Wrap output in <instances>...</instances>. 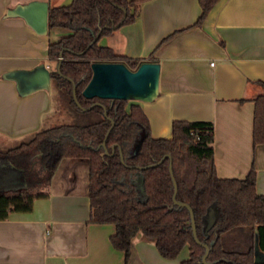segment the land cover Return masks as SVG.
I'll return each mask as SVG.
<instances>
[{"label":"crops","instance_id":"obj_1","mask_svg":"<svg viewBox=\"0 0 264 264\" xmlns=\"http://www.w3.org/2000/svg\"><path fill=\"white\" fill-rule=\"evenodd\" d=\"M35 1L49 9L72 2L0 0V148L58 125L53 80L45 88L29 77L41 65L56 69L49 45L65 33H44L28 22L27 6ZM201 13L200 0H149L135 22L99 44L160 63L158 96L132 100L147 115L153 137L171 138L176 120L213 122L218 176L243 179L254 167L256 191L264 195V143H254L255 99L264 93V0H217L196 25ZM49 192L32 212L0 220V264H125L111 241L115 225L90 222L88 158H63ZM188 257L186 249L165 258L139 233L128 264H182Z\"/></svg>","mask_w":264,"mask_h":264},{"label":"trees","instance_id":"obj_2","mask_svg":"<svg viewBox=\"0 0 264 264\" xmlns=\"http://www.w3.org/2000/svg\"><path fill=\"white\" fill-rule=\"evenodd\" d=\"M147 1L72 0L49 9L48 31H67L50 42L49 56L56 62L63 57L61 73L54 69L51 79L72 121L43 129L13 147L0 148V220L11 212H32L36 199L49 197L61 160L85 157L90 161V222L115 225L111 241L124 252L125 264L139 233L154 240L165 258H176L187 249L189 257L182 264H205L206 248L194 238L190 211L173 199L172 161L177 200L194 211L198 238L210 247L208 264H264V259L256 262L258 247L264 253V195L256 191V170L253 167L243 179L218 176L213 122L176 120L171 138H155L138 103L83 95L93 63H124L136 70L146 61H155L118 54L99 44L103 36L135 22ZM216 2L200 0L202 13L196 25L204 22ZM74 84L82 107L75 100ZM260 84L264 87V82ZM255 103L257 145L264 143V93ZM105 139L108 154L102 146ZM165 155L170 156L160 162ZM150 164L157 165L139 168ZM12 180L20 184L12 185ZM212 210L216 220L207 231Z\"/></svg>","mask_w":264,"mask_h":264},{"label":"water","instance_id":"obj_3","mask_svg":"<svg viewBox=\"0 0 264 264\" xmlns=\"http://www.w3.org/2000/svg\"><path fill=\"white\" fill-rule=\"evenodd\" d=\"M126 13L127 12L125 10V16ZM48 14H49V5L45 1H35L27 6L26 18L28 22H31V24L35 28H37L38 30L44 33L48 32V26H49ZM30 16L36 17L35 21H33V19L31 21ZM122 23L123 21H121L116 27L121 26ZM99 37H100V33L96 37L95 41H97ZM88 48L89 47H87V49ZM65 50L67 49H64L62 52H64ZM62 59L63 57L60 56V60L56 64V71L58 73H61ZM92 70H93L92 78L90 79L89 83L87 84V86L83 91V95L86 98L92 99L98 97L101 99H120V100H136V101L150 102L158 96L160 74H161V66L159 62L146 61L142 63L136 70H131L124 63L97 62L92 64ZM51 73L52 71H50L49 68H47L45 65H41L30 75L29 78L34 83V85L38 84L41 87L49 88L51 83ZM74 96L78 105L82 107L78 102L76 96L75 84H74ZM102 146L105 148V153L108 154L109 152L106 147V139L104 140ZM138 149H139V145L137 146L136 150ZM167 156L170 155H165L160 162H162ZM121 157H122V161L124 162L123 155ZM157 164H150L145 167H139V168L146 169ZM170 171L175 185V192L173 196L174 202L175 204L185 206L189 209L192 220L194 238L198 244H202L206 248V253L203 256V263L208 264L207 257L210 252V247L209 244L202 243L198 238L194 211L190 205L186 203H180L177 200L178 184L173 174L172 161L170 163ZM215 220H216V211L212 210L210 211L208 216L207 231L212 227ZM263 259H264V253H262L258 247L256 262L260 263L263 261Z\"/></svg>","mask_w":264,"mask_h":264},{"label":"rangeland","instance_id":"obj_4","mask_svg":"<svg viewBox=\"0 0 264 264\" xmlns=\"http://www.w3.org/2000/svg\"><path fill=\"white\" fill-rule=\"evenodd\" d=\"M56 31L61 32V33H65V34L67 33V31L63 30L62 28H54L53 29V34ZM50 85H51V83H50ZM54 108L56 110L55 122L57 124H62V123H67V122H71L72 121V116L69 114L65 104L61 100H59V98L57 96H56V98H54ZM27 139H29V138H27ZM19 143L20 142H16L15 145H17ZM16 175H19V174H16ZM19 184H20V180L17 181L16 185H19Z\"/></svg>","mask_w":264,"mask_h":264},{"label":"built area","instance_id":"obj_5","mask_svg":"<svg viewBox=\"0 0 264 264\" xmlns=\"http://www.w3.org/2000/svg\"><path fill=\"white\" fill-rule=\"evenodd\" d=\"M212 64H214V63H212Z\"/></svg>","mask_w":264,"mask_h":264}]
</instances>
